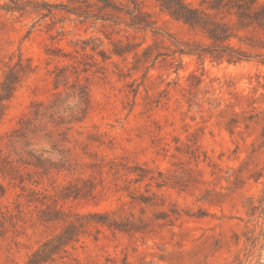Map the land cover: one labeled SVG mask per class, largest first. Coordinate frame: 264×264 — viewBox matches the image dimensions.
I'll use <instances>...</instances> for the list:
<instances>
[{"label":"rangeland","instance_id":"1","mask_svg":"<svg viewBox=\"0 0 264 264\" xmlns=\"http://www.w3.org/2000/svg\"><path fill=\"white\" fill-rule=\"evenodd\" d=\"M114 1L102 19L40 9L82 0H18L29 6L15 11L0 0V82L19 60L31 66L0 100V264H25L61 232L60 222L38 219L41 202L53 200L85 228L45 264H264V65L173 53L172 39L130 24L131 5ZM141 1L155 26L179 41L194 37L156 0ZM65 65L78 66L89 94L85 115L80 102V121L68 123L77 99L53 80ZM33 101L55 103L68 141L56 131L52 139L44 131L11 137ZM111 160L137 171L119 165L114 173ZM37 161L51 169L24 163ZM135 168L147 174L141 181L133 182ZM100 177L96 198L59 197L75 183L84 188L83 180L97 192ZM124 185L141 195L117 190ZM95 212L100 217L86 216Z\"/></svg>","mask_w":264,"mask_h":264},{"label":"trees","instance_id":"2","mask_svg":"<svg viewBox=\"0 0 264 264\" xmlns=\"http://www.w3.org/2000/svg\"><path fill=\"white\" fill-rule=\"evenodd\" d=\"M68 1L77 3L80 0ZM82 1L86 3L84 6L69 7L62 3H47L41 6L42 8L40 9H45L46 13L44 15H47L51 12L52 8L58 6L67 11H72L79 16H95L96 18L100 17L102 19L103 16L112 14L116 9L114 0ZM156 1L161 10L169 18L185 25L194 37L186 41H179L170 33L155 26L154 21L150 18V14L143 10L141 0H125L127 6L131 5L132 7L128 12L131 19L130 24L140 28H150L154 32L161 33L172 39L176 46L173 53L193 55L197 58H208L213 62H226L228 64L257 59L260 64L264 65V0H199L196 4H190L184 0ZM11 3L14 5L6 6L5 9L7 11L25 10L29 6V4L18 2V0H11ZM33 6L37 8L35 10H38V7H40L37 4ZM93 6H95L99 13L102 12V14H94ZM115 53L118 54L116 51ZM63 55L65 56V54ZM56 69L57 71L53 78L54 88H58L61 85L65 89L70 90L68 96L72 95L77 99L76 113L78 115L71 112V119L67 120L66 123L80 121V102L84 105L82 108L84 115L89 106L88 84H80V70L78 66H72V70L69 69V65L57 67ZM30 71V64L24 63L21 60L14 66L8 67V71L4 74L3 80L0 82V100L9 99L20 83L21 78ZM54 105L55 103L48 104L43 101H33L30 104L29 111L20 117L18 121L19 126L13 130L11 137L24 138L27 132L36 133L38 131H44L42 136L52 139L55 137L54 131H56V135L58 136L56 140L61 142L68 141L66 131L60 129L64 118L59 114L55 115V112L52 111ZM35 121H43L45 124L52 123L54 129H48L46 125L40 128V126L34 124ZM24 163L42 169L44 173L48 169H51V166L46 167L40 161L32 164L28 162ZM119 165L123 166L128 173L137 171L126 166V164L115 160L110 161V169H114V173L118 172ZM135 169H139V172H136L133 182L141 181L146 177L147 174L144 173L142 168ZM77 180H80V178L78 177ZM18 181L22 184L25 179L19 176ZM27 181L30 180L27 178ZM83 182L85 184L84 188L80 189V185L75 183L69 187L70 194L62 193L59 197L62 199H68L70 197L77 199L80 196L83 198H96L103 193V178L100 177L99 183L102 185V188L97 192H94V183L88 180H83ZM30 183L38 184L36 180ZM126 184H129V181ZM120 189L126 190L127 195L132 199L137 195H141L137 190H130L129 185L117 188V190ZM0 190L3 192L2 185H0ZM31 193L36 199H45L47 196L38 190H31ZM53 201L55 202L51 204L41 202V205H45V207L39 209L40 214L38 215V219L43 222H60L62 224V230L52 238L46 239L39 244L28 256L25 264H45L54 261L56 254L64 251L67 244L77 239L80 233V227L85 228L83 226L84 223L80 221V218L83 217L77 214H73L72 216L70 212H66L62 208V205L60 207L57 206L56 200ZM86 216L100 217V214L95 212L88 213ZM95 223L110 226L108 222L101 219L95 220Z\"/></svg>","mask_w":264,"mask_h":264}]
</instances>
